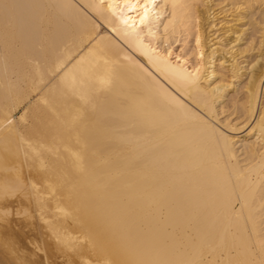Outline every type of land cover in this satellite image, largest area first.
Returning a JSON list of instances; mask_svg holds the SVG:
<instances>
[{
  "label": "bare ground",
  "instance_id": "6f19581e",
  "mask_svg": "<svg viewBox=\"0 0 264 264\" xmlns=\"http://www.w3.org/2000/svg\"><path fill=\"white\" fill-rule=\"evenodd\" d=\"M256 9L0 0V264H264V39L214 60Z\"/></svg>",
  "mask_w": 264,
  "mask_h": 264
},
{
  "label": "rangeland",
  "instance_id": "374dc122",
  "mask_svg": "<svg viewBox=\"0 0 264 264\" xmlns=\"http://www.w3.org/2000/svg\"><path fill=\"white\" fill-rule=\"evenodd\" d=\"M256 11L257 9L253 11V14L251 12H248L246 16H242L243 18L238 21H236L235 20L236 17H234L235 21H233V23L236 28L232 27L233 29L226 33L221 32L222 34L219 35L221 36L220 43L217 46L215 45L217 47L216 49L217 52H215V58H214L215 61L226 60L225 62L226 66H229L232 62H236L237 64H239V66H243L245 68L248 67L247 64L253 57H255V55L257 54L260 48V43H259L260 39L261 38L264 39V13H262L263 10L261 11V9H258V12ZM256 22L258 23L260 22L259 23L260 25ZM250 23H252V25ZM254 25L255 28L257 27L256 29L254 28ZM104 30H105L104 28L102 27L100 28L101 32H104ZM235 30L236 33L234 32ZM237 37L238 39H235ZM244 78L245 76H243L242 80H244ZM237 90L240 91L239 89ZM237 90L234 89L230 91V93L225 98L224 101L225 104L227 102L229 103L228 100L231 99V96H233L236 92H238ZM225 115L226 113L220 114L219 118L221 120H224ZM215 123L224 129V127L220 123L216 121ZM250 124L251 121L247 124L246 127L244 126L245 128L243 127L241 128L242 130H239L235 133L238 134L246 133L249 130L248 126ZM246 137L250 139V136H246Z\"/></svg>",
  "mask_w": 264,
  "mask_h": 264
}]
</instances>
